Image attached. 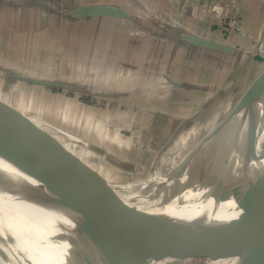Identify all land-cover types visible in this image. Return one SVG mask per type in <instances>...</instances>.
Returning <instances> with one entry per match:
<instances>
[{
  "label": "rangeland",
  "instance_id": "374dc122",
  "mask_svg": "<svg viewBox=\"0 0 264 264\" xmlns=\"http://www.w3.org/2000/svg\"><path fill=\"white\" fill-rule=\"evenodd\" d=\"M11 1L14 0H0V97L7 100H0V103L8 107L11 104L15 111L18 110L16 104H20L27 109L19 108L22 110L20 113L28 115L36 126L40 124L46 131L49 130V133L58 130L70 135L66 128L73 125L72 123L66 125L64 115L70 107L68 104L72 102L76 106L89 109L75 112L77 117L80 115L78 117L80 123L84 111V114L89 116L86 124L90 122L93 124V128L85 124L86 133L83 135L86 139L89 137L96 141L99 124L105 130H101L104 133L107 129L114 131L116 127L122 128L133 133V142L125 145L126 150H129L125 153L126 157L129 159L130 156L136 157L135 154H138L146 163L144 170L138 175L124 176H116L115 168L106 165L111 176L102 177L114 188H108L106 194L102 195L104 198L102 200L120 199L123 203L112 212L98 210V217L94 223L96 226L105 225L118 213L141 206L157 186L166 180L171 171L165 173V176L148 174L150 151L145 147L141 149L140 144L144 146L147 141L145 136H152L153 140L160 142L159 145L163 143L176 125L177 119L174 118L172 121H170L172 118L162 119L148 114L147 111L159 109L182 113L185 109H193L194 100L188 96L178 98L176 95L172 97L170 93H162L161 87H157L160 84L158 76L164 73L172 79H195L218 84L225 77L224 66L213 63L218 68L212 72L196 66L199 63H195L194 66L193 60L187 62L186 59L177 56L181 54L174 52L169 54L165 48L146 42L147 39L142 37L143 35H138V40L146 44L138 50L131 49V53L126 52L125 41L119 43L120 48L112 38L106 36L116 28L124 40L123 27L115 23L96 21L82 27V24H71L54 16L45 15L42 6L41 8L35 6L39 0H30L35 4L27 8H16L11 5ZM141 1L146 5L145 0ZM155 1V5H146V8L141 5L132 7L128 0H56L57 6L71 3H115L139 12L138 15L141 17L153 14L159 20L172 19L170 17L172 15L183 21V24L202 32L214 33L217 29L215 33L217 36H207L209 40L238 46V49H243L245 56L247 53L253 55L264 25V0H244L246 8L243 7V0H167L170 3L175 2L174 8L177 9L178 15L173 14L172 10L169 11V7L164 3L166 0ZM62 2L65 4H60ZM186 15L193 19L191 21L183 19ZM210 26L215 28L211 29ZM222 28L233 32L227 36L221 32ZM241 33H244L243 36ZM257 55L264 56V41ZM111 59L158 63L157 67L149 68L147 74L141 70L137 73L139 76L134 78L133 82H138L136 86L150 87L155 84L150 87L153 90L148 92L146 98L121 103L116 100L79 97L3 75V72L10 70V73L15 74L37 73L41 75V79L52 76L59 80L71 79L78 83L101 82L107 84L106 88L114 86L120 88L124 84L121 77L128 76L120 75L121 72L124 74V70L119 73L113 71ZM243 60L240 58L232 60V68L227 64L225 66L232 70ZM256 63L257 61L252 60L250 72L255 69ZM241 71L233 92L218 103L220 108L217 114L222 122L238 110L249 93L248 67L244 66ZM88 106L89 108H86ZM135 122L142 127V129L138 127V132H134L130 126ZM81 133L80 131L79 135ZM201 133L202 131L196 137ZM256 134L258 132L254 129L241 138L238 146L215 162L209 172L189 184L180 197L162 208L159 211L160 215L148 226L138 242L120 255L111 258L110 264H213L223 256L236 257L248 235L256 209V197L264 186V176H261L264 174V171L261 173V169L264 168V138L261 139L260 145L254 144L253 138ZM65 140L69 146L71 143L68 137ZM106 142L114 151L112 142ZM77 151L81 152L80 149ZM66 155L72 158L71 160L75 159L71 151H66ZM78 158L81 162L89 164L86 158ZM95 161L97 159L92 157L90 162ZM169 167L171 169V166ZM168 170V167L164 168V172ZM234 171H237V176H233ZM236 178L238 179L236 183L239 181L237 185ZM234 191L236 193H233ZM128 227L118 231L113 238L121 239ZM0 228L1 231L7 228L1 220ZM102 228L97 230L100 231ZM4 241L7 243L5 239ZM10 254H13L11 248Z\"/></svg>",
  "mask_w": 264,
  "mask_h": 264
},
{
  "label": "water",
  "instance_id": "95a60500",
  "mask_svg": "<svg viewBox=\"0 0 264 264\" xmlns=\"http://www.w3.org/2000/svg\"><path fill=\"white\" fill-rule=\"evenodd\" d=\"M31 1L14 0L10 3L16 8H27L34 6L35 3ZM39 1L35 6L40 8L42 6L45 15L54 16L71 24H82V27H85V24L103 21L123 27L124 40L116 28L106 36L112 38L120 48L119 43L125 41L126 51L138 50L146 44L138 40V35H143L142 37L147 39L146 42L165 48L169 54L171 52L181 54L177 56L186 59L187 62L193 60L194 64L199 63L210 70L218 68L213 63L223 65L224 70L230 72L228 71L227 80L220 88L221 95L233 92L234 86L238 83V74L244 66L248 67L249 74L251 60L260 39L264 36L263 25L253 55L247 53L245 56L240 49L227 43L211 41L207 36L201 35L196 28L183 24V21L170 14L168 16L170 15L172 19L159 20L153 14L141 17L138 15L139 12L115 3L67 5L62 2L60 4L65 6H57L56 0ZM128 2L132 7L141 5L147 8L140 0ZM238 58L243 62L235 69L230 70L226 67L228 65L232 68L231 61ZM111 66L116 73L124 70V74L121 72L120 75L134 77L139 76L137 73L141 70L147 74V70L157 67L158 63L111 59ZM3 75L79 97L106 100L133 97L147 89L144 86L130 88V85H124L126 88L123 86L106 88V83L93 81L78 83L71 79L59 80L52 76L41 79V75L37 73L15 74L10 73V70L3 72ZM158 78L159 86L163 83L175 89L191 87L168 78L164 73ZM258 97L255 96L253 100ZM245 100L226 121L220 120L209 136L166 176V180L146 198L140 210L136 208L127 212L122 211L102 226H96L94 223L98 217V210L112 212L120 207L123 201L102 200L104 199L102 195L106 194L108 188L99 180L91 179L84 167L75 159L67 157L66 151L58 146L50 134L33 124L29 116L0 103V200L9 211L23 214L21 225L27 231L33 247L43 258L44 264H50V261L47 259L44 246L37 241L30 228L29 221L24 218L26 214L24 211L28 208L51 210L63 217L68 232L65 248L75 264H110L111 258L120 255L138 242L148 226L160 215L159 211L162 208L180 197L189 184L209 172L215 162L238 146L241 138L256 129V125L264 118V98L260 104L252 100L253 102L248 105ZM263 171L264 168L261 169V173ZM237 175V171H234L233 176ZM237 180L236 178L235 183ZM256 200L255 213L244 241L246 247L239 264H264V186ZM123 215H133V218L121 239L117 240L111 235L104 237L98 232L97 229L108 226L111 221ZM72 243L75 246H70Z\"/></svg>",
  "mask_w": 264,
  "mask_h": 264
},
{
  "label": "crops",
  "instance_id": "0c3cea01",
  "mask_svg": "<svg viewBox=\"0 0 264 264\" xmlns=\"http://www.w3.org/2000/svg\"><path fill=\"white\" fill-rule=\"evenodd\" d=\"M145 1H146L147 6L149 5L152 6L156 4L155 0H145ZM141 2L143 3V1ZM164 3L165 5L169 7L168 8L169 11L172 10L171 12L173 14L178 13L177 9L174 8L175 2L170 3L166 0V2ZM243 3H244L243 7L246 8V4L244 0H243ZM183 19L191 21L193 18H190L186 15V17ZM214 26H210V28L211 29L215 28ZM198 31L201 35L212 37L213 35L217 36V34L215 33L218 30L216 29L214 33H211L210 31H206V32H202L200 30ZM221 32H224L225 35L228 36L229 33L231 34L233 31L229 32L228 29L222 28ZM243 34L244 33H241V36H243ZM263 41H264V36L260 39V42L256 48L255 53L259 51V48ZM231 46H234L236 48L238 47L235 45H231ZM242 50L243 49H241V51ZM126 52L131 53L132 51L127 50ZM124 61H130V60H124ZM192 65L195 66V64H192ZM251 65H252V61L250 63L249 72H250ZM196 66L209 69L206 66H201L199 64H196ZM209 71L212 72V70L210 69ZM224 71L226 72L225 75L223 73V76L225 77L218 84L206 83L207 81H201V80H195V79H182V78L175 79L173 78V80L180 81L184 84H188L191 87L188 88L185 86V87H180V88L175 89V88H171L170 86H165L163 83H161L162 86L157 85V87L159 88L161 87L162 93L163 92L170 93L172 97L173 95H176L178 98L180 96L182 97L188 96L192 98L194 100V102H192L194 106H193V109L191 110L185 109L184 112L182 113H174L173 111L165 112V110H159V109H156V110L151 109L148 111L146 110L148 114L157 116L162 119L172 118L170 121L174 120V118L177 119L176 125L171 130V133L169 134V136L165 140H163L164 141L163 143L159 145L160 142L153 140L152 136H145L147 138V141L144 143V146L140 144L141 149L145 147V149H148L150 151L149 152L150 161L147 164L148 165L147 171L149 172L148 174H154L155 176H165V173L169 172L170 170L171 171L174 170L175 167L178 166L192 151H194L202 143V141L206 137H208L209 134L215 129V127L221 120L218 118V114H217V111L220 108V105H218V103L221 102V100L223 98H226L227 96V94L225 95L222 94L223 95L222 96L219 93L220 88H222L223 84L226 82L227 77H228L229 70H224ZM122 76L124 75L122 74ZM129 77L130 76L126 78L121 77V79L124 80L123 86L130 85L131 86L130 88H132V86L135 87L138 83V82L137 83L133 82L135 81L134 78L136 76L134 77L132 76L130 77V79ZM153 85L155 84H152L151 86ZM150 87H147V89H144V91L140 92V94L138 95H133V97L130 96V97L123 98V99L121 98L113 99V101L116 100V101H120L121 103H124L127 101L133 102V101H136L137 99H144L148 95V92H150ZM123 88H126V87H123ZM0 100L7 101L6 99L2 97H0ZM107 101H111V100L107 99ZM16 105L18 106L16 107L18 108L17 110L18 112H21L23 109L27 110L25 107L23 108L20 104H16ZM69 105L70 107L66 110L64 119L66 121V125L69 123H72L73 125L70 128L68 126L66 128L67 132L71 133L70 135H67L66 133L60 132L58 130L50 131L52 133L51 134L48 132L49 130L46 131L40 124L38 127L41 130H43L45 133L50 134L55 140V142L58 144V146H60L63 150H66L69 152L71 151L75 157V160L77 161L78 159L77 162L81 166L84 167V169L87 171V174L89 175L91 179L95 178L96 180H99V182H101L106 188H110V187L114 188V186H110L111 184L105 178L102 177V176H111L110 170L107 169L108 167H106V165L115 168V172H117L116 176H124V175H129V174L138 175L141 170H144V166L146 165V163L144 160H142V158L138 154H135L136 157H134L131 154L132 156H130L129 159L125 155L126 152H129L128 149L126 150L125 145L127 146V143L133 142L132 140L133 133H129V131L124 130L122 128L117 129V127L114 131H109L107 129L108 133L107 132L104 133L102 132L104 130L103 127L101 128L99 124L97 127L98 131H96V135H98V137L96 138V141H93L89 137H87L88 139H86L83 133L86 130L85 124L89 116H86L84 114L85 112L83 111L82 121L80 123L78 120V117L80 115L77 117L75 115V112L80 111V110H89V109L76 106L72 102L68 104V106ZM10 107H11V104H10ZM11 108L15 110V107H11ZM19 108H21L22 110ZM86 108H89V106ZM224 108H226V106ZM132 121L134 122V120ZM73 123H75V125ZM86 125H88L89 128L90 127L93 128V124L91 122ZM130 126L134 129V132H138V127L142 129V127L139 126L137 122L131 124ZM143 129L145 130V128ZM80 131L82 132L81 135H79ZM200 131H202L201 135L199 137H196L198 136V133H200ZM55 132L57 135L55 134ZM111 132L113 133L111 134ZM146 133H149V132H146ZM66 137H68V139L70 140L69 143L71 144L69 146L66 144V140H65ZM106 141L112 142V145L114 146V151L111 150V146ZM79 149L81 150V152L77 151ZM78 157L86 158L87 160H89L88 162L89 164L87 165L83 161L81 162ZM92 157H95L97 159L95 163L90 162L92 160ZM169 166H171V169ZM165 167L169 168V170L166 172H164ZM152 177L153 176H150V178Z\"/></svg>",
  "mask_w": 264,
  "mask_h": 264
},
{
  "label": "bare ground",
  "instance_id": "6f19581e",
  "mask_svg": "<svg viewBox=\"0 0 264 264\" xmlns=\"http://www.w3.org/2000/svg\"><path fill=\"white\" fill-rule=\"evenodd\" d=\"M252 60L257 61V63L255 69L249 73V96L245 100V103L248 105L254 100L260 104V101L264 98V56L261 57L255 53ZM255 96L258 99L255 98L253 100ZM255 128L258 134L253 138V142L254 144L260 145L261 139L264 138V118ZM135 207L138 210L141 209V206ZM24 212L26 213L24 218L29 221L30 228H32L37 241L44 246L50 264H75L65 248L68 232L63 217L59 213L51 210L28 208ZM22 218L23 214H15L9 211L6 205L0 200V220L7 226L6 230L3 229L1 231L0 228V264H44L43 258L39 256L33 247V243L27 236V231L21 225ZM132 218L133 215H123L115 220L113 224H109L98 232L104 237L110 235L114 237L118 231L130 226ZM4 239L7 243H4ZM245 247L246 243L240 248L236 257H231L232 255L223 256L221 260L213 262V264H239ZM10 248L13 254H10Z\"/></svg>",
  "mask_w": 264,
  "mask_h": 264
}]
</instances>
